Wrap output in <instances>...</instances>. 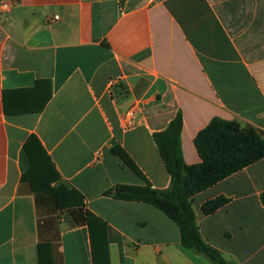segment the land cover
<instances>
[{
    "label": "crops",
    "instance_id": "0c3cea01",
    "mask_svg": "<svg viewBox=\"0 0 264 264\" xmlns=\"http://www.w3.org/2000/svg\"><path fill=\"white\" fill-rule=\"evenodd\" d=\"M11 1L0 13V264H103L88 213L106 224L109 264H212L160 210L103 193L169 186L152 134L177 113L186 165L200 162L194 138L214 118L264 130V0ZM31 139L45 180L58 174L54 192L23 179ZM262 192L264 159L193 197L201 237L237 264H264ZM218 196L230 201L204 215Z\"/></svg>",
    "mask_w": 264,
    "mask_h": 264
},
{
    "label": "trees",
    "instance_id": "16d2710c",
    "mask_svg": "<svg viewBox=\"0 0 264 264\" xmlns=\"http://www.w3.org/2000/svg\"><path fill=\"white\" fill-rule=\"evenodd\" d=\"M181 128V115L177 113L165 130L152 134L170 177L167 188H153L148 183L144 186L117 184L105 191L103 195L115 200L140 202L153 206L177 226L183 248L202 255L212 264H237L234 260L225 258L219 250L201 237L192 206L193 197L264 159V130L250 125L242 126L236 121L214 118L194 138L200 162L186 165L180 148ZM24 150L28 154L30 167L23 179H28L35 191L54 192L48 188V183L57 180L58 174L51 168L49 178L45 180L40 158L45 155L38 141L31 139ZM111 152L120 158L124 166L142 180H146L134 161L119 145H113ZM45 181H47L46 187L43 184ZM259 200L264 205V192L260 194ZM229 201L230 199L224 196H218L202 204V213L211 215ZM88 222L90 227L93 223L97 226V232L103 238L101 260L103 264H109L105 239L106 224L91 213H88Z\"/></svg>",
    "mask_w": 264,
    "mask_h": 264
},
{
    "label": "built area",
    "instance_id": "2783aa9c",
    "mask_svg": "<svg viewBox=\"0 0 264 264\" xmlns=\"http://www.w3.org/2000/svg\"><path fill=\"white\" fill-rule=\"evenodd\" d=\"M12 1L11 0H0V13H8L11 10L12 7ZM114 83V80H110V85ZM131 118H132V113L128 112L125 115L124 121L127 126L131 125Z\"/></svg>",
    "mask_w": 264,
    "mask_h": 264
}]
</instances>
